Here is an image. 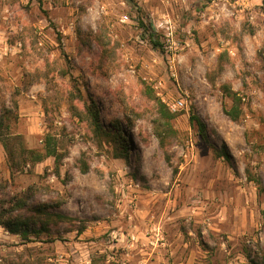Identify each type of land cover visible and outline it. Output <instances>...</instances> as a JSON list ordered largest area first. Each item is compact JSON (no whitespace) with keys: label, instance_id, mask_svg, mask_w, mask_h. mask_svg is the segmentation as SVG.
<instances>
[{"label":"rangeland","instance_id":"374dc122","mask_svg":"<svg viewBox=\"0 0 264 264\" xmlns=\"http://www.w3.org/2000/svg\"><path fill=\"white\" fill-rule=\"evenodd\" d=\"M0 264H264V0H0Z\"/></svg>","mask_w":264,"mask_h":264},{"label":"trees","instance_id":"16d2710c","mask_svg":"<svg viewBox=\"0 0 264 264\" xmlns=\"http://www.w3.org/2000/svg\"><path fill=\"white\" fill-rule=\"evenodd\" d=\"M39 1H41V0H39ZM141 24H142V27L145 29V31H150L151 30L150 42L153 44V46L156 47V48L162 49L164 44L159 40V38L156 36V33L151 29V27L149 25H146L144 22H141ZM89 114H90V117L92 119V123L95 126V130L97 132H102L103 131V126L101 124L100 117H99V112L97 111V109H94L93 106H89ZM190 119H191L192 123H195L198 126V129H199V132L201 133V135L206 136V126H205L204 121L200 118V116H198L197 114H193V115H191ZM18 137H19V135H18ZM1 142H2V144L4 146V148H5L8 156H9V158L11 159V163H12L11 166L12 167H16L15 159L13 157V151L14 150L9 147L8 140H4L3 139ZM23 150L25 152L35 154V158H34L33 162L42 161L43 158L40 155L36 154V151H34L32 149L25 148V147L23 148ZM46 154L47 155H56L57 156L56 150L54 148H52V146L47 148ZM13 161H14V163H13ZM6 224H8V222H6ZM12 231L17 232V229L16 230H12Z\"/></svg>","mask_w":264,"mask_h":264},{"label":"built area","instance_id":"2783aa9c","mask_svg":"<svg viewBox=\"0 0 264 264\" xmlns=\"http://www.w3.org/2000/svg\"><path fill=\"white\" fill-rule=\"evenodd\" d=\"M170 66H171L172 69H174V59H172V58L170 60ZM183 106H184V100H182V99L176 100L175 102H173L172 104H170V108L172 110H177L178 108H181ZM131 237H132L131 239L134 240L135 242L138 241V239L136 238L135 235H132ZM156 242H157V244L160 242L163 245L165 243L164 240H163V238H160L159 235H158V238H157V241Z\"/></svg>","mask_w":264,"mask_h":264}]
</instances>
